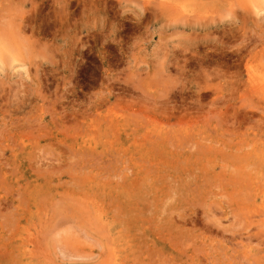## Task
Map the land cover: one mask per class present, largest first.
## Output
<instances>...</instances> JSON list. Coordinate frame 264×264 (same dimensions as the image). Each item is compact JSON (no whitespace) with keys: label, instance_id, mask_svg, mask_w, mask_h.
I'll return each mask as SVG.
<instances>
[{"label":"rangeland","instance_id":"1","mask_svg":"<svg viewBox=\"0 0 264 264\" xmlns=\"http://www.w3.org/2000/svg\"><path fill=\"white\" fill-rule=\"evenodd\" d=\"M0 264H264V0H0Z\"/></svg>","mask_w":264,"mask_h":264}]
</instances>
